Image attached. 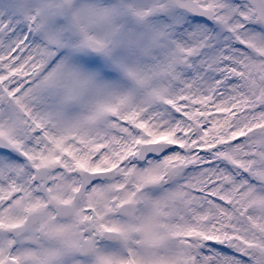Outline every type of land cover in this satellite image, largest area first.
I'll list each match as a JSON object with an SVG mask.
<instances>
[{
    "label": "snow or ice",
    "instance_id": "1",
    "mask_svg": "<svg viewBox=\"0 0 264 264\" xmlns=\"http://www.w3.org/2000/svg\"><path fill=\"white\" fill-rule=\"evenodd\" d=\"M0 264H264V0H0Z\"/></svg>",
    "mask_w": 264,
    "mask_h": 264
}]
</instances>
